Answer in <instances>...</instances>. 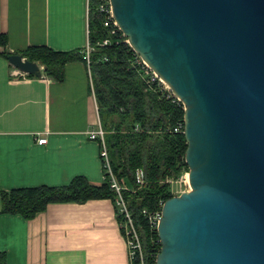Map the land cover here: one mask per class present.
<instances>
[{"label":"water","instance_id":"95a60500","mask_svg":"<svg viewBox=\"0 0 264 264\" xmlns=\"http://www.w3.org/2000/svg\"><path fill=\"white\" fill-rule=\"evenodd\" d=\"M184 106L190 191L164 202L155 264H264V0H110ZM9 64L43 77L19 54Z\"/></svg>","mask_w":264,"mask_h":264},{"label":"crops","instance_id":"0c3cea01","mask_svg":"<svg viewBox=\"0 0 264 264\" xmlns=\"http://www.w3.org/2000/svg\"><path fill=\"white\" fill-rule=\"evenodd\" d=\"M88 18V0H0V34L8 40L0 47V192L60 188L77 177L104 182L100 144L89 136L101 121L84 61L67 63L64 80L54 82L44 73L22 75L3 54L33 46L80 53ZM1 209L0 196L5 264H130L111 199L49 204L31 219Z\"/></svg>","mask_w":264,"mask_h":264},{"label":"trees","instance_id":"16d2710c","mask_svg":"<svg viewBox=\"0 0 264 264\" xmlns=\"http://www.w3.org/2000/svg\"><path fill=\"white\" fill-rule=\"evenodd\" d=\"M111 38L96 14L89 17V40L95 46L92 54L91 74L94 95L99 109L100 121L105 132V144L113 173L130 182L135 193H124L128 211L136 220V226L144 248L147 264H155L152 241L158 242L157 233L150 231L140 214L142 209L154 211L161 199H169L167 178H179L188 172L185 162L187 144L183 133L171 130L183 121L182 104H174L156 83L149 79L141 65H134L135 53L125 43H113L109 47L96 46L98 41ZM7 35L0 34V47L6 49ZM5 58L19 54L31 62L44 66V75L54 82L64 80L67 63L82 60L77 52H55L45 46L29 47L22 52H3ZM107 57V62L102 61ZM91 92V88H90ZM139 126L140 132L135 128ZM143 168L146 184L138 188L133 180L135 170ZM128 184V183H127ZM4 213L19 214L26 219L44 211L49 204L84 203L92 199L114 200L109 183L105 179L100 186L90 185L77 177L60 188L40 187L0 192ZM120 216L118 217V220ZM158 243L154 253L158 254ZM137 263L136 261L134 262ZM0 264H5L0 254Z\"/></svg>","mask_w":264,"mask_h":264},{"label":"built area","instance_id":"2783aa9c","mask_svg":"<svg viewBox=\"0 0 264 264\" xmlns=\"http://www.w3.org/2000/svg\"><path fill=\"white\" fill-rule=\"evenodd\" d=\"M91 4L93 5V13L96 14L97 18L103 25V28L108 30L109 36L116 38L115 43L118 44L119 42H123L128 45L127 38L121 32L118 24L116 23L110 0H88V16L90 17L91 12ZM89 19V18H88ZM111 38H105L101 41H98L96 46L99 47H109L112 45L113 40ZM129 46V45H128ZM95 46L91 45L90 40H88L86 47L80 52L82 56V60L86 64L89 70V80H90V88L91 92L94 96V89H93V81H92V74H91V66L92 62V54L95 52ZM135 53V52H134ZM102 61L107 62V57H104ZM134 65H141L142 69L144 70L145 75L149 78L147 80L148 84L156 83L158 87L165 93L166 98L170 99V101L174 104H182L181 101L173 94V92L166 86V84L143 62V60L135 53V58L133 60ZM17 70V69H16ZM19 71V70H18ZM23 73L22 75H24ZM18 75V73H16ZM183 106V104H182ZM184 108V106H183ZM136 132H140L141 128L136 126ZM171 132L178 134L184 132V123L183 121L178 122L176 126L171 130ZM105 132L103 131L102 127L99 124V128L97 131L91 132L89 134L92 140H98L100 144V152L99 156L103 162L104 167V180L106 179L109 183V187L111 192L114 193V204L116 208H118V217L120 216L122 229L124 233V238L126 240V246L128 249V258L130 264H147L144 248L142 245V241L140 238V233L136 226V220L132 216V214L128 211L127 205L124 199V193L129 192L134 194L135 189L130 187L125 179L118 178L112 171V167L109 160L108 150L105 144L104 139ZM46 138H42L38 140V144L43 145L46 144ZM133 180L135 185L138 188H141L146 184V172L143 168H139L135 170L133 174ZM165 183L168 184V192L171 197L179 196L184 192L190 191V184L188 179V172H184L179 178L172 179L167 178ZM166 199H161L158 202L157 209L154 211H148L147 209H142L140 214L147 222L149 229L153 233H157L158 224L161 218L162 207ZM158 235V234H157ZM160 244V240L158 238L157 244ZM154 241H152V254L151 256L156 257L157 253H154V249L156 245Z\"/></svg>","mask_w":264,"mask_h":264},{"label":"rangeland","instance_id":"374dc122","mask_svg":"<svg viewBox=\"0 0 264 264\" xmlns=\"http://www.w3.org/2000/svg\"><path fill=\"white\" fill-rule=\"evenodd\" d=\"M93 14H94V13H93V5L91 4V12H90V17H92V16H93ZM40 65H41V64H40ZM44 70H45L44 66H42V65H41V71H42V73H44ZM166 86H167V85H166ZM167 87H168V86H167ZM168 88H169V87H168ZM183 173H184V172H183ZM172 179H174V180H175L176 178H172ZM127 183H128V185H131V184H130V182H129L128 180H127Z\"/></svg>","mask_w":264,"mask_h":264},{"label":"bare ground","instance_id":"6f19581e","mask_svg":"<svg viewBox=\"0 0 264 264\" xmlns=\"http://www.w3.org/2000/svg\"><path fill=\"white\" fill-rule=\"evenodd\" d=\"M170 88V87H169Z\"/></svg>","mask_w":264,"mask_h":264}]
</instances>
